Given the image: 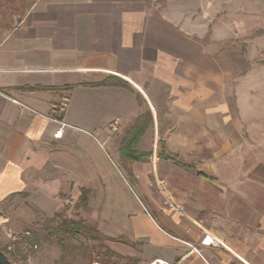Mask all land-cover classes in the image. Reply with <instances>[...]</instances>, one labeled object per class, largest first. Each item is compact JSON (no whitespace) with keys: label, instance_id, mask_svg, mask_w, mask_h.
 <instances>
[{"label":"crops","instance_id":"1","mask_svg":"<svg viewBox=\"0 0 264 264\" xmlns=\"http://www.w3.org/2000/svg\"><path fill=\"white\" fill-rule=\"evenodd\" d=\"M14 18L0 25V204L87 190L97 230L139 246L140 263L264 264V128L243 125L255 95L239 49L227 59L206 21L150 0H33ZM147 110L138 150L151 155L124 162L121 141ZM205 232L221 245H203Z\"/></svg>","mask_w":264,"mask_h":264},{"label":"rangeland","instance_id":"2","mask_svg":"<svg viewBox=\"0 0 264 264\" xmlns=\"http://www.w3.org/2000/svg\"><path fill=\"white\" fill-rule=\"evenodd\" d=\"M32 1L0 0L3 31L12 27L14 16L20 15ZM150 1L157 12L206 21L211 34L216 32L223 38L219 45L225 46L227 59L233 58L234 47L239 49L241 55L236 54V58L241 56L238 65L243 76V94H248L250 90L255 95L253 105L248 109L252 124L243 125L244 128L251 125L260 134L264 128V0ZM132 183L134 198L153 215L152 200L147 199ZM76 199L63 190L53 198L29 200L26 196H19L0 204V211L5 212L0 213V235L4 236L0 242L11 264H143L139 262V246H121L117 243L120 241L108 239L97 230L91 210L75 207ZM114 201L113 198L109 201L110 207L112 204L115 206ZM133 211L134 208H131L130 213ZM64 221L83 222L84 227L78 234L61 240L56 228Z\"/></svg>","mask_w":264,"mask_h":264},{"label":"trees","instance_id":"3","mask_svg":"<svg viewBox=\"0 0 264 264\" xmlns=\"http://www.w3.org/2000/svg\"><path fill=\"white\" fill-rule=\"evenodd\" d=\"M152 123V112L147 110L139 117L135 125L126 133L120 145V156L124 162H137L144 157L151 155L150 153L139 151L138 143ZM166 158L171 157L166 155ZM87 206L88 192L87 190H83L80 198L75 204V207L86 209ZM82 227H84L83 222L64 221L60 224L59 228H56V234L61 237V240H63L64 237H71L78 234ZM0 264H11L10 258L3 247H0Z\"/></svg>","mask_w":264,"mask_h":264},{"label":"built area","instance_id":"4","mask_svg":"<svg viewBox=\"0 0 264 264\" xmlns=\"http://www.w3.org/2000/svg\"><path fill=\"white\" fill-rule=\"evenodd\" d=\"M69 106V97L62 96L60 99L55 101L51 106V115L49 116L50 119L54 120L55 122L61 125V128L55 132V137L61 138L63 136V128L66 125L63 121V114ZM118 121L115 122L113 125V129L117 130ZM202 244L207 246H219L221 245L220 240L215 237L214 235L210 234L209 232H205V236L202 239ZM192 251L201 253L197 247H192ZM149 264H174L166 259H156Z\"/></svg>","mask_w":264,"mask_h":264}]
</instances>
